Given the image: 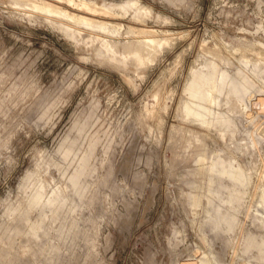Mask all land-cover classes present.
<instances>
[{
    "label": "rangeland",
    "instance_id": "1",
    "mask_svg": "<svg viewBox=\"0 0 264 264\" xmlns=\"http://www.w3.org/2000/svg\"><path fill=\"white\" fill-rule=\"evenodd\" d=\"M263 203L264 0H0V264H264Z\"/></svg>",
    "mask_w": 264,
    "mask_h": 264
},
{
    "label": "bare ground",
    "instance_id": "2",
    "mask_svg": "<svg viewBox=\"0 0 264 264\" xmlns=\"http://www.w3.org/2000/svg\"><path fill=\"white\" fill-rule=\"evenodd\" d=\"M200 86V85H199ZM207 90V89H206ZM208 94V93H207ZM206 106V105H205ZM209 106V105H208ZM191 108V107H190ZM213 112V111H212ZM193 118V117H192ZM221 120H223V118L221 119V117H219L218 119H217V121H218V123L219 122H221ZM206 126V125H205ZM259 207V206H258ZM260 207H261V213H262V215H260V214H258V215H260V216H257V217H259L260 219H263L264 220V203L263 204H261L260 205ZM260 235V234H259ZM263 237H264V232H263ZM256 239H251L250 240V244H255L256 243V241H255ZM260 254V253H259Z\"/></svg>",
    "mask_w": 264,
    "mask_h": 264
}]
</instances>
